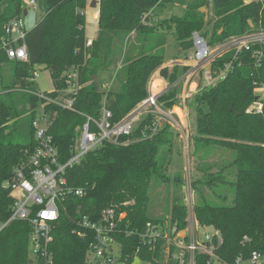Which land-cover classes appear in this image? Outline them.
<instances>
[{
	"label": "trees",
	"instance_id": "16d2710c",
	"mask_svg": "<svg viewBox=\"0 0 264 264\" xmlns=\"http://www.w3.org/2000/svg\"><path fill=\"white\" fill-rule=\"evenodd\" d=\"M34 1L41 17L25 37L27 60L17 61L5 56L1 41L8 22L22 18L27 7L24 0H0V222L10 217L13 203L3 185L36 147L31 123L40 106L54 115L49 133L59 163L65 164L74 154L85 116L97 120L104 106L112 114L111 121L117 122L146 99L149 78L156 71L168 85L186 72L183 66L163 68L162 48L168 34L175 40L176 60H184L192 49L194 32H201L214 44L264 29V0L248 4L243 0H193L184 16L164 20L158 17L168 4L165 0H99L98 33L88 44L86 0ZM201 9L209 12L207 21ZM251 55V51L238 53L234 69L224 81L214 87L200 86L193 96L195 134L190 138L189 156L194 159L215 148L233 155L216 172L202 164L201 175L191 177L193 217L200 227L220 233L222 244L215 251L220 264H234L238 258L247 261L254 251L264 255V101L261 113L249 111L258 96L254 89L264 86V65L255 68ZM233 56V52L223 55L213 67ZM37 69L49 71L53 90L45 93L48 99L55 100L68 89L69 80L76 84V112L36 95L31 83ZM107 72H113L118 82L115 93L107 92L99 79L100 73ZM180 94L181 86L175 85L158 102L171 110ZM150 120L144 117L137 124L128 144L102 143L66 169L68 185L85 195L69 196L63 204L49 245L51 264H82L88 241L73 233L78 221L84 216L95 220L110 207L118 214L127 213L118 227L122 233L116 236L118 262L132 264L137 259L164 264V242L142 244L140 235L148 223L186 229L184 177L180 172L172 177L168 173L178 138L168 124L152 140L139 141L141 129ZM170 184L172 199L168 197ZM203 188L210 189L212 200ZM156 208L160 215L153 218ZM30 232L28 222L14 221L0 233V264H30ZM128 232L132 235L127 236ZM37 264L49 263L39 259ZM195 264L214 261L198 253Z\"/></svg>",
	"mask_w": 264,
	"mask_h": 264
},
{
	"label": "built area",
	"instance_id": "2783aa9c",
	"mask_svg": "<svg viewBox=\"0 0 264 264\" xmlns=\"http://www.w3.org/2000/svg\"><path fill=\"white\" fill-rule=\"evenodd\" d=\"M24 4L27 8L37 10L34 0H24ZM26 34L22 18H14L5 26L1 50L9 60H27L24 43ZM191 41L192 49L186 59L163 65V68L168 69L174 66L187 67L186 72L176 82L168 85L164 79L165 82L160 80L159 71H156L149 78L146 99L119 121L112 122V114L104 106L97 120L85 116L86 122L79 129V135L75 140L74 154L65 164L59 163L57 149L49 133L54 122V115L44 112L43 106L40 111H37L31 123L36 147L3 185V188L10 191L13 203L10 217L0 222V233L14 221L30 224L28 245L31 247L29 256L33 264H37L39 259L52 263L49 245L52 242V232L63 210V204L69 196L80 198L85 195L83 190L74 189L68 185L65 177L67 168L78 164L87 153L102 143L128 144L130 135L144 117H150L151 120L141 129L139 141L152 140L160 132L161 127L168 124L187 146V139L185 140L182 134L183 117H186V100L194 96L200 86L214 87L224 81L233 71L240 52H252L255 68L264 65V29L262 28L253 29L214 44H210L201 32H194L191 35ZM231 52L234 56L230 61L222 66L213 67L218 59ZM67 84L71 90L63 101L48 99L40 93L36 95L48 103L52 102L65 110L76 112L73 108V95L77 87L70 80ZM175 85L181 86V94L177 98L176 106L171 110H165L159 104L158 98ZM254 91L255 93L259 91L260 94L249 111L261 113L264 86L258 85ZM177 106L181 116L175 109ZM126 214H118L115 208L110 207L103 209L95 220L87 216L81 217L78 221V230L73 233L88 241L82 264H116L119 261L120 245L116 236L122 233L118 227ZM186 221V229L181 231L169 225L162 227L148 223L145 232L140 235L141 243L151 245L157 241H163L164 264H170V262L195 264L198 253L208 255L215 264V251L222 244L220 233L212 227H200L194 220L193 211L188 209ZM126 235L131 236L132 233L128 232ZM171 249L173 253H170ZM138 252L139 250L136 254ZM234 264H264V255L254 251L247 261L238 258Z\"/></svg>",
	"mask_w": 264,
	"mask_h": 264
},
{
	"label": "rangeland",
	"instance_id": "374dc122",
	"mask_svg": "<svg viewBox=\"0 0 264 264\" xmlns=\"http://www.w3.org/2000/svg\"><path fill=\"white\" fill-rule=\"evenodd\" d=\"M93 1H97V0H86L88 6L86 8V11L84 12L85 22H86L85 37L87 40H91L94 37L93 25L95 22L92 19V14L94 9L90 7V3ZM165 1L168 4L166 5V8L159 14L158 19L160 20L170 19L172 17L181 18L185 14L186 6L189 3H191L193 0H165ZM247 1H254V0H247ZM40 17H41V12L39 10H33L32 8H27V15L22 16L26 31H30L35 26L36 22L40 19ZM176 50L177 48H175V40L173 39L172 35L168 34L166 37V43L162 48L164 61L167 63L173 62V59L177 57L178 52ZM190 52L191 51H189L188 54H190ZM99 79L101 82H103V88L107 92L115 93L118 91L119 85L114 77L113 72L100 73ZM31 88L33 91L43 94L45 96H46L45 93H50L53 90V85L50 79L49 71L37 69L35 73V79L31 83ZM70 90L71 89L68 88L64 92H59L58 97L55 100L63 101V99L66 97V95ZM256 94L258 95L260 94V92L256 91ZM192 104H193V96L188 100H186V104H185L186 117L185 118L183 117V124H182L183 138L185 140L187 139L188 144L186 146L184 145L185 143L183 139L179 137L175 138L173 153L171 155L172 164L170 165L168 170L170 177H172L177 172L182 173L184 177V186H183L184 187L183 190L185 193L184 204L188 209V211L190 210L191 212L194 202L193 191L191 189V177L201 175L202 172L201 170L203 169L202 164L205 166H210L211 172H216L217 171L216 167H219L221 165H226L233 159L232 154H230L229 152H225L220 148H215L214 151L207 153L206 155L201 154L200 157L194 159L191 156H189L190 138L195 134V120H194L195 114L193 111ZM40 108L41 106L38 108L39 111ZM184 146L186 147L184 148ZM168 191H169L168 197L169 199H172V197L174 196L172 184H170V188ZM203 192L208 199L212 200L213 195L210 193V189L203 188ZM159 215H160L159 208H156L153 214V218L156 217L158 218ZM28 250L30 253L31 251L30 245L28 247ZM116 264H123V263L117 262ZM132 264H146V263H142L141 261L136 259ZM215 264H220V263L216 262Z\"/></svg>",
	"mask_w": 264,
	"mask_h": 264
},
{
	"label": "crops",
	"instance_id": "0c3cea01",
	"mask_svg": "<svg viewBox=\"0 0 264 264\" xmlns=\"http://www.w3.org/2000/svg\"><path fill=\"white\" fill-rule=\"evenodd\" d=\"M254 1H260V0H254ZM250 2H252V1H247V0H244V3L245 4H248V3H250ZM87 6H88V3H87ZM87 6H86V8H87ZM86 8H85V10H84V12L86 11ZM94 10H93V14H92V19L94 20V27H93V31H94V37H93V39H91V40H87V42H88V44H90L96 37H97V33H98V3H97V1L95 2V6L94 7H92ZM84 17H85V13H84ZM159 18V17H158ZM157 18H154V20H156ZM175 48H176V44H175ZM177 52H178V50H176ZM176 60V57H175V59H173V61H175ZM169 63H171V62H165L164 64L165 65H168ZM158 73V72H157ZM35 79V78H34ZM160 80L161 81H164L163 79H161L160 78ZM165 82V81H164ZM178 106L175 108V109H177V112H179L178 111ZM37 111H39L38 109H37ZM180 113V112H179ZM180 115H181V113H180Z\"/></svg>",
	"mask_w": 264,
	"mask_h": 264
},
{
	"label": "water",
	"instance_id": "95a60500",
	"mask_svg": "<svg viewBox=\"0 0 264 264\" xmlns=\"http://www.w3.org/2000/svg\"><path fill=\"white\" fill-rule=\"evenodd\" d=\"M95 2L96 1L91 2L90 3V7H94L95 6ZM201 12L205 15L204 19H205V21H207L208 16H209V12L206 9H201ZM26 14H27V11L25 10L24 13H23V16H26ZM94 81L97 82V78L96 77H94ZM257 100H258V97L255 98V101H257ZM31 263H32V261H30V264Z\"/></svg>",
	"mask_w": 264,
	"mask_h": 264
}]
</instances>
